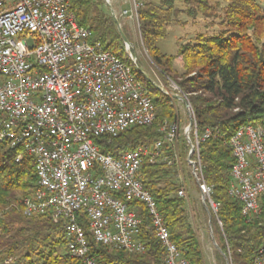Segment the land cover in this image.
I'll return each mask as SVG.
<instances>
[{
  "label": "built area",
  "instance_id": "built-area-1",
  "mask_svg": "<svg viewBox=\"0 0 264 264\" xmlns=\"http://www.w3.org/2000/svg\"><path fill=\"white\" fill-rule=\"evenodd\" d=\"M70 2L0 0V144L32 157L37 180L32 193L21 199L22 215L47 216L60 225L71 258L102 264L90 252L88 237L129 254L145 251L137 239L141 219L127 203L134 200L146 210L164 251V264H188L143 186L140 170L144 163L173 168L177 196L186 202L191 217L185 166L205 211L216 218L217 204L204 180L198 150L212 130L197 134L192 109L178 89L187 126L181 129L177 118L165 121L156 139L117 155L102 153L96 138L149 127L157 110L135 74L134 69L140 70L131 45L124 43L129 64L99 41L91 42L89 28L76 22ZM134 3L137 23L139 4ZM180 132L185 138L184 159ZM226 145L233 159L228 195L240 203L241 215L249 222L260 215L264 203V129L242 125ZM21 159L19 154L15 160ZM217 224L221 227L218 219ZM252 264H264V244L253 252Z\"/></svg>",
  "mask_w": 264,
  "mask_h": 264
},
{
  "label": "trees",
  "instance_id": "trees-1",
  "mask_svg": "<svg viewBox=\"0 0 264 264\" xmlns=\"http://www.w3.org/2000/svg\"><path fill=\"white\" fill-rule=\"evenodd\" d=\"M224 1L220 22L223 29L213 35L196 34L192 41L180 45L176 56L182 64L180 72L173 71V58L159 50L157 41L180 13L209 17L214 7L208 0H135L139 4L136 16L143 49L161 74L186 96L197 134L205 128L212 130L211 137L199 142L198 150L204 180L217 204L211 225L220 232L222 251L226 255V247L229 249L230 264H252L253 252L264 244V203L260 215L247 222L241 215L240 203L228 195L233 159L226 143L242 125L264 129V0ZM176 3L185 9H178ZM70 5L76 22L89 28L91 42L99 41L121 61L131 63L104 0H71ZM134 71L147 86L157 110L156 120L149 127H132L116 137L96 138L104 154L117 155L150 142L158 137L163 122L176 120L171 99ZM19 154L22 159L17 162ZM185 154L184 147L181 158ZM140 178L182 258L188 264H205L186 202L176 193L179 184L175 170L144 163ZM36 184L32 157L6 143L0 144V264H81L67 254L59 224L47 216L22 215L21 199L30 195ZM127 203L141 219L137 239L145 251L129 254L96 244L88 237L90 252L98 255L102 264H164V251L154 237L144 206L134 200Z\"/></svg>",
  "mask_w": 264,
  "mask_h": 264
},
{
  "label": "rangeland",
  "instance_id": "rangeland-1",
  "mask_svg": "<svg viewBox=\"0 0 264 264\" xmlns=\"http://www.w3.org/2000/svg\"><path fill=\"white\" fill-rule=\"evenodd\" d=\"M134 1L135 0H108V4L118 17L121 29L131 45V51L137 58L139 70L146 75L153 84L165 90L168 93L167 96L171 98L172 95L175 96L179 93L178 88L172 80L161 74L159 69L150 61L146 51L143 49L138 31V24L136 23L134 16ZM208 2L214 7L211 13L212 16L204 17L202 15H197L188 17L185 13L186 11L182 12L177 16L175 24L172 23L168 25L165 36L157 41V47L159 50L163 54L173 58V71L180 72L182 68L181 61L176 57L181 44L190 40L192 41L196 34L203 33L206 35H213L223 29L220 22L222 20V8L226 5L225 1L208 0ZM176 7L181 10L185 9L180 3H176ZM105 9L111 14L107 4H105ZM124 11H127V15L123 14ZM172 101L173 110L175 111L176 118L182 129L188 125L189 118L184 110L182 102L178 99ZM179 143V148L182 152L185 147V138L181 132L179 135ZM183 172L187 187L188 201L190 202L191 207V217L189 216V218L198 234L205 264H230L228 255L229 249L226 247L227 254L225 255V252L222 251L223 242L220 240V232L216 230L214 225H211V218L209 225V217L202 205L200 194L194 184L193 177L190 176L189 171L185 166H183ZM219 228L221 229L220 226ZM211 234L217 247H215L213 243Z\"/></svg>",
  "mask_w": 264,
  "mask_h": 264
},
{
  "label": "water",
  "instance_id": "water-1",
  "mask_svg": "<svg viewBox=\"0 0 264 264\" xmlns=\"http://www.w3.org/2000/svg\"><path fill=\"white\" fill-rule=\"evenodd\" d=\"M105 4H107V5L109 6L111 16H112L113 20L115 21L117 31L119 32V34H120V36H121L123 42H124L125 44L130 45V43L128 42V40H127L125 34L123 33V31H122V29H121L120 23L118 22V20H117L116 17H115L114 11L111 9V7H110V5L108 4V1H107V0H105ZM139 73H140V74H141V75H142V76H143V77H144L149 83L153 84V83L151 82V80H150L146 75H144L141 71H139ZM154 87L160 90L159 87H157V86H155V85H154ZM165 94L168 95V93H165ZM174 97L177 98V99H178V98H179V99L181 98V97L178 96V95H175ZM207 214H208V213H207ZM208 217H209V225H210V218H211V217H210V214H208ZM211 237H212V240H213V243H214L215 247H217V245H216V243H215V241H214V239H213L212 234H211ZM219 250H220V249H219ZM220 251H221V250H220Z\"/></svg>",
  "mask_w": 264,
  "mask_h": 264
}]
</instances>
